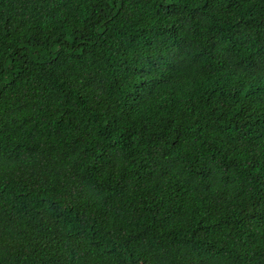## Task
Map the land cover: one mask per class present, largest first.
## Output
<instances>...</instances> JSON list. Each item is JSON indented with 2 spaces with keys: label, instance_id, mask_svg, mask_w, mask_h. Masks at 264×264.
<instances>
[{
  "label": "trees",
  "instance_id": "16d2710c",
  "mask_svg": "<svg viewBox=\"0 0 264 264\" xmlns=\"http://www.w3.org/2000/svg\"><path fill=\"white\" fill-rule=\"evenodd\" d=\"M0 264H264V0H0Z\"/></svg>",
  "mask_w": 264,
  "mask_h": 264
},
{
  "label": "snow or ice",
  "instance_id": "6c2138e0",
  "mask_svg": "<svg viewBox=\"0 0 264 264\" xmlns=\"http://www.w3.org/2000/svg\"><path fill=\"white\" fill-rule=\"evenodd\" d=\"M179 55V53L172 51V52H168V53H160L158 57H156V59L159 61L158 64L153 65V64H149L148 65V71H146L145 73H143L145 80L148 79H156V73L154 71H152L153 67H160L161 65H165L167 63H172L174 62L176 56ZM117 82L119 83V79H117ZM152 92V87L151 86H145V93L147 94H151ZM146 97H139V98H135V99H131L130 103L133 105H137L139 104L140 99H143Z\"/></svg>",
  "mask_w": 264,
  "mask_h": 264
}]
</instances>
